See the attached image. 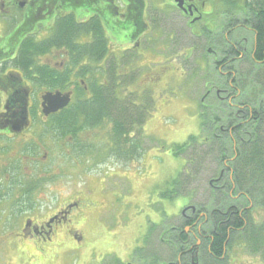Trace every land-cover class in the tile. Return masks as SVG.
<instances>
[{"label": "flooded vegetation", "instance_id": "flooded-vegetation-1", "mask_svg": "<svg viewBox=\"0 0 264 264\" xmlns=\"http://www.w3.org/2000/svg\"><path fill=\"white\" fill-rule=\"evenodd\" d=\"M179 1L0 0V242H15V238L4 231L6 226L18 229L16 232L19 237L35 243L66 236L67 231L71 230L69 222L73 221L70 217H76L68 206L59 207L50 214L59 198L47 195V191L41 193L42 184L53 180L51 172L47 170L54 166L52 158L55 157V152L58 155L64 152L65 158H72L79 168H83V161H77L79 155L72 151L66 137H57L56 134L60 137L62 135L54 131L56 128L52 129L50 119H55L60 115L59 112L39 118V112L34 108V98L41 97L47 90L39 85L38 73L30 75L29 72L38 71L40 62L47 64L50 69L65 71V66L69 63L65 58V50L72 44L56 41V34L63 21H70L66 19L71 18L70 23L78 28L79 37L73 44L74 49H96L98 44L94 42V35L104 30L113 35L119 34L116 36L118 49L114 51L119 60L135 52L133 61L137 62L139 68L159 64L155 73L139 75L143 84L149 80L155 82L162 79V62L166 60V48L163 45L159 50H140L152 29V21L161 26H180V30H183L184 25V29L195 32L198 38L202 37V33L217 28L223 34L232 54L229 62L245 58L249 38L242 37L233 42L232 36L239 37L243 32L255 34L254 27L249 22L250 17H255L258 11L254 6L255 0H181L182 6H179ZM49 38H52L48 46L53 48V57L40 60L36 56L37 58L24 62L21 58L24 48L36 50L41 41ZM156 58L158 62H155ZM86 61L81 60L82 63ZM109 63L108 58L99 59L96 63L98 69L95 78L100 81V85L108 83V75L111 73ZM25 65L31 68L25 71ZM116 66L117 62L114 71L112 70L116 78L133 74L121 71ZM222 73L225 71L222 70ZM231 73L232 70H229L228 74ZM25 99L28 102L29 122L23 126L20 122L23 119ZM57 126L61 128L60 124ZM45 128L48 132H44ZM55 146L59 148L55 150ZM50 191L51 189L48 192ZM57 215L59 217L53 220ZM187 215L184 216L185 220L192 222H184L176 237L180 250L170 257L164 252L151 253L149 260L142 264H208L211 260H216L210 250L213 236L205 234L202 229L208 219L198 210L195 213L190 210ZM28 216L32 218L27 225ZM187 226L190 229L185 231ZM183 231L186 234H182ZM258 248L256 250L247 242L233 244L229 237L225 247L227 251L220 258L228 255L225 264H264V247ZM243 250L246 256L240 261L236 257H230V253L244 254ZM141 258H119L116 264H121L122 261H126L124 264H137Z\"/></svg>", "mask_w": 264, "mask_h": 264}, {"label": "trees", "instance_id": "trees-1", "mask_svg": "<svg viewBox=\"0 0 264 264\" xmlns=\"http://www.w3.org/2000/svg\"><path fill=\"white\" fill-rule=\"evenodd\" d=\"M254 6L258 10L257 14L249 19L255 30L250 58L252 67L241 77L220 73L230 63L232 54L223 34L216 35L212 31L206 33L209 40L202 51L201 58L207 63L206 76L210 80L209 87L222 89V92L218 95L212 91L201 102V134L192 135L186 142L176 144L172 148L175 155L190 156L187 158V172L174 180V183L179 185L177 188L194 178L195 172L200 171L199 168L209 154L216 162V169H218L216 177L222 170L224 171L220 185L214 183V186H210L211 195L208 202L197 204L199 211L206 213L208 220L203 228L207 232H212L210 250L216 259L224 255L228 238L235 231H244L253 239L251 241L253 244H264V222L254 223L247 210L251 204L264 210V0H255ZM66 20L71 21V18ZM70 21L62 22L56 34V41L71 42L68 52L69 59L74 63L71 66L68 65L62 72L50 69L44 64L38 65V71H29L30 75L37 72L39 84L48 90L64 91L75 86L74 101L59 112L60 115L54 116L55 119L51 121L52 129L56 128L54 131L62 135L60 137L55 133L57 137L61 139L66 137L65 140L71 144L72 151H76L79 155L77 157H87L98 150L100 154L93 157L96 163L111 157L125 163L135 162L143 154L142 126L150 115L144 113L145 106L151 109L156 105L154 90H149L150 96L148 93L142 96L139 102L142 104L135 105L137 99L121 97L120 90L127 82L122 79V76L116 78L113 70L108 75L107 84L98 86L97 83H91L88 92L85 91L78 82L79 77H87L85 72L74 73L73 69L81 67L84 71H89L90 66H80L77 62L85 56L94 61L106 58L109 53L108 39L104 30H101L94 35V42L98 44L96 49H74L73 44L79 34L78 28H75ZM114 36L118 37L119 34L114 33ZM170 38L171 36H168L163 43L167 49ZM232 40L234 42L236 36H232ZM51 41L52 38L42 42L33 51L28 47L24 48L21 58L24 62L36 56L42 58L50 52L48 44ZM209 47L213 49L212 54L206 51ZM188 53L189 50L180 47L177 56H184L182 62H185L189 59H186ZM190 53H192L191 50ZM166 54L170 59L173 51L168 49ZM133 55L134 53L126 57L127 60L123 64L125 67L136 68L137 62L133 61ZM111 66L113 67L114 64ZM231 67L230 69H234L233 66ZM30 68L24 66L25 71ZM194 69L198 70L197 68L192 70ZM209 69H213L214 73ZM215 76L222 81V84L213 82ZM135 77L136 75L133 76V82L140 89L143 84L137 83L139 80L134 79ZM227 95L230 96L226 97ZM58 124L61 128H57ZM86 129L94 131L89 139L90 142L88 138L86 140L83 138V131ZM203 146L207 149L203 151L201 162L199 165L198 162L192 163L194 158L190 152L194 150L199 152ZM170 194L174 192L164 195ZM186 197L188 202L192 203V195L189 194ZM191 222V220H185L186 224ZM172 232H174L173 229H170V233ZM181 233L186 234L184 231ZM14 238L18 248L31 250V243L19 235Z\"/></svg>", "mask_w": 264, "mask_h": 264}, {"label": "rangeland", "instance_id": "rangeland-1", "mask_svg": "<svg viewBox=\"0 0 264 264\" xmlns=\"http://www.w3.org/2000/svg\"><path fill=\"white\" fill-rule=\"evenodd\" d=\"M164 26L162 38H166L168 34L171 36L173 31L170 49H174L177 42L178 46L186 48L194 41L187 36L184 25L183 30H180V26L173 25L172 29L171 25ZM243 33L244 37L250 40L246 42L248 60L242 68V73L251 65L249 54L252 49V34ZM154 41H157V38H154ZM191 63L193 66L186 74H177L176 69L182 73L184 67L179 65L177 68H169L167 75L163 77L162 99H158L154 114L144 126L146 138H142V149L145 152L144 159L139 163H118L120 168L125 169H115L110 175L103 176L96 171L99 167L83 170L74 164V160L65 158L63 153L56 158L55 152V157L52 158L54 166L50 171L53 180L42 184L41 193L47 191V195H55V199L59 198L58 203L63 202L64 205L65 201L72 202L79 193L86 192L85 195H79L81 203L78 201L79 207L72 211L76 217L71 216L73 221L69 222L70 229H74L73 224L80 228L74 233H81V240L75 236H61L50 242L47 249L44 246L49 243L42 242L36 246L31 243V251L21 247L14 250L10 245H5V253L4 247H0V264H114L113 256L121 260L130 259L135 249H142L147 236L150 238L149 242L137 257H142L144 249L170 250L160 249V235H172L173 233L166 231L182 224L183 219L178 215L182 214V209L188 203L186 196L192 195L191 204L208 202L211 195L209 182L218 175L216 162L209 154L199 168L200 171L195 172L190 182L180 185V188L174 183V180L186 171L187 158L190 156L175 155L172 146L176 143L182 144L190 136L200 133L203 93L208 89L209 93L218 90L216 87L207 88L210 85L206 76L207 63L202 58H196L195 62L192 58ZM195 67L198 70H192ZM213 82L222 84L217 76ZM206 149L203 146L199 152L191 151L190 154H193L194 158L192 163L198 162L199 165ZM89 173L92 174L85 175ZM57 174L59 176H56ZM89 177L92 178L87 179ZM171 191L174 194L164 195ZM248 212L254 223L264 221V210L261 208L249 207ZM15 229H8L13 237L17 235ZM37 248L39 252L32 253ZM237 249H240L239 246ZM235 256L236 254L230 253L231 258ZM245 256V252L238 256L239 261Z\"/></svg>", "mask_w": 264, "mask_h": 264}, {"label": "water", "instance_id": "water-1", "mask_svg": "<svg viewBox=\"0 0 264 264\" xmlns=\"http://www.w3.org/2000/svg\"><path fill=\"white\" fill-rule=\"evenodd\" d=\"M43 113L48 115L57 112L58 110L66 107L71 101V92L62 93L61 91L46 92L42 96ZM27 120V107H25L24 116L20 124L26 125ZM193 210L196 208L192 206Z\"/></svg>", "mask_w": 264, "mask_h": 264}]
</instances>
